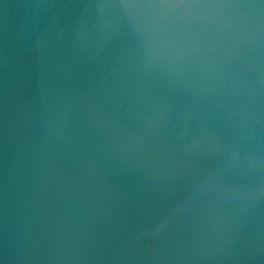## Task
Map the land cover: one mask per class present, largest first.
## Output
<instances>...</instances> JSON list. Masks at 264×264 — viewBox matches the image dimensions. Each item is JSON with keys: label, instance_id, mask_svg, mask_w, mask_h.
<instances>
[{"label": "water", "instance_id": "water-1", "mask_svg": "<svg viewBox=\"0 0 264 264\" xmlns=\"http://www.w3.org/2000/svg\"><path fill=\"white\" fill-rule=\"evenodd\" d=\"M0 264H264V0H0Z\"/></svg>", "mask_w": 264, "mask_h": 264}]
</instances>
